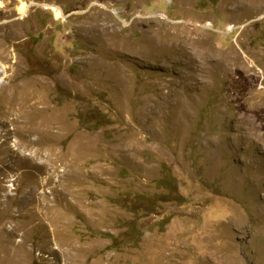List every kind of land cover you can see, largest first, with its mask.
<instances>
[{
    "label": "rangeland",
    "instance_id": "obj_1",
    "mask_svg": "<svg viewBox=\"0 0 264 264\" xmlns=\"http://www.w3.org/2000/svg\"><path fill=\"white\" fill-rule=\"evenodd\" d=\"M0 264H264V0H0Z\"/></svg>",
    "mask_w": 264,
    "mask_h": 264
},
{
    "label": "bare ground",
    "instance_id": "obj_2",
    "mask_svg": "<svg viewBox=\"0 0 264 264\" xmlns=\"http://www.w3.org/2000/svg\"><path fill=\"white\" fill-rule=\"evenodd\" d=\"M53 11L55 12V15L56 17L59 19V18H64V14H63V11L57 7H53L52 8ZM29 10V6L28 4L20 1L19 4H18V12L20 14V16H26L27 15V12Z\"/></svg>",
    "mask_w": 264,
    "mask_h": 264
},
{
    "label": "trees",
    "instance_id": "obj_3",
    "mask_svg": "<svg viewBox=\"0 0 264 264\" xmlns=\"http://www.w3.org/2000/svg\"><path fill=\"white\" fill-rule=\"evenodd\" d=\"M92 116H90L88 118L85 117V120H83L84 121L83 123H85L87 121H89L91 123V125H89L90 128L98 130L101 125L108 124L106 116L96 115V116H94L96 119H93V121H92Z\"/></svg>",
    "mask_w": 264,
    "mask_h": 264
}]
</instances>
